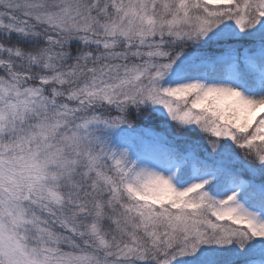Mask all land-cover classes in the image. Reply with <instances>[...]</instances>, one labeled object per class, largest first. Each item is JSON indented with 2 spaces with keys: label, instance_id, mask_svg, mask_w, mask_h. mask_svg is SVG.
Masks as SVG:
<instances>
[{
  "label": "snow or ice",
  "instance_id": "obj_1",
  "mask_svg": "<svg viewBox=\"0 0 264 264\" xmlns=\"http://www.w3.org/2000/svg\"><path fill=\"white\" fill-rule=\"evenodd\" d=\"M0 264H264V0H0Z\"/></svg>",
  "mask_w": 264,
  "mask_h": 264
}]
</instances>
